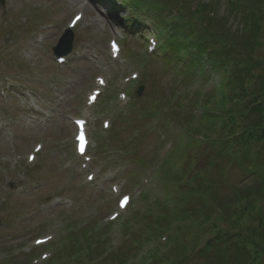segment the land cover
Listing matches in <instances>:
<instances>
[{
    "label": "rangeland",
    "instance_id": "1",
    "mask_svg": "<svg viewBox=\"0 0 264 264\" xmlns=\"http://www.w3.org/2000/svg\"><path fill=\"white\" fill-rule=\"evenodd\" d=\"M165 1L170 8V10H167L166 14L170 15L176 12L179 0ZM199 1L205 3H202L205 7L210 8V6H214L218 21H220V19H226L228 21V18H230L228 21L230 27L234 30L240 27V24L237 22L238 20H235V17H233L231 9L227 8V0ZM84 3L83 0H10L9 3L6 4L7 11L5 13L0 11V47H2L3 51V53H0V75L13 74L3 62V58L7 56L5 53L6 48L3 47L5 44L3 41H5L9 45L8 48L10 51L19 53L17 55L18 58L28 65L32 63L36 66L37 70L34 73H19L18 77L20 83L22 82L25 86H36L38 88H43L45 84L47 86L49 84L47 77L51 74L50 66L55 68L60 79L59 81L54 80L50 84L53 85V89L56 91L54 92L53 98L45 93L49 91L48 87L40 91L42 95L46 96V103L52 108L54 107L53 110L58 114L56 120L46 122L40 119L41 121L30 124L29 118L24 113L13 116L7 111V116H3L0 111V125H8L5 126L6 130L4 133L0 135V173L5 181L6 174L4 171L3 158H7L14 147L20 150L30 149V143L33 139L44 138L49 149L43 161V163H45V168L39 175L45 180V188L41 187L39 191L30 189L26 191L25 194L21 195L16 193L15 197L10 201L9 206L4 211V214H7L8 218H12L16 222L14 223L16 226L13 231L4 230V228L0 229L1 258L4 255L0 264H20L16 256L20 257V261H27V255H29V253H27L28 247L24 245L28 244V242H19V244H24L19 245L16 243L18 237L28 235V233H30L29 238L38 235L43 227L41 224L42 221L50 222L52 221L51 217L58 216L63 211H65V216L62 219H54L55 223L67 219L69 214L78 217L86 213V217H89L93 215L96 210L97 215H101L98 218L99 228L107 233L105 221L108 219L107 214L113 211L107 207L110 203L107 197L112 198V193L110 190L105 193L102 188L96 185H74L73 179L76 176L73 174V166H71L68 171L63 170V168L68 165L69 160L64 159L63 149L58 147L62 139L71 135V124L67 122L66 119L69 118L70 113L77 110L80 101L84 97L85 90L91 86L92 74L96 72L97 69H101L99 65L103 66V69L106 70H110L113 65V62L110 61L105 52V45L101 40L106 38L105 33L110 32L112 29H116L115 25H113L114 21L107 18V10L105 13H101L100 9L91 4L82 9V4ZM192 4L194 7L196 0H193ZM128 8H134L138 13L141 12V9L134 7L133 4L128 6ZM80 9L85 12V21L76 29L75 50L70 56V63L67 65H58L55 62V64L59 66L55 67V65L52 64L54 62L52 48L67 27L69 17ZM118 11L122 14H129L127 8H120ZM20 13H29L31 17H34L37 21V26L35 28L37 33L34 36L37 38L35 47L26 39L27 35L24 34L25 31L15 33L16 27L25 30L27 28V26L23 27L19 23L18 15ZM139 23L141 24H139L138 34H143V31L157 26L149 15L142 18L139 17ZM117 32H119L118 29ZM132 55H135V53L133 52ZM122 64L123 65H120L117 70L118 76L120 77L128 74L127 69L132 66L130 62L124 60ZM153 71L157 72L158 70L153 68ZM100 72L101 70L98 73ZM84 74H86L88 80L87 84L83 83ZM171 74L172 71L170 68L162 74H155L152 81L145 84V93L150 92V86L152 87V84L156 83L158 84L156 85L157 89L161 90L160 93L162 95H165L171 90H167L168 87L165 86L166 82L173 80ZM70 79L72 82L69 81ZM217 81L216 78H212L211 81L205 85V89L212 90ZM22 88L26 87L20 84L19 89ZM213 92H215V89ZM49 94H53V92L51 91ZM147 97L148 95L145 94L144 98L146 99ZM20 104L24 106V100L22 98H20ZM27 132L31 133V138L27 137ZM5 136H14L17 142H5ZM158 136L159 134L149 139H142L140 142L143 143L133 148L134 152L138 151L139 159L132 160L128 158L132 166L137 165L139 161L152 159L155 155V148L153 145H155L154 143L159 145ZM169 139H171L172 142L175 141L174 136H170ZM13 143H15L14 146L12 145ZM105 148L107 152L115 150L112 143L108 140ZM141 149L142 154L140 153ZM56 150L58 152H56ZM112 154L113 152L111 151V153L108 154L107 160L114 158ZM262 154H264V149H262ZM223 157V155H219L214 151H209L207 147L203 149L202 166L204 167L205 178L194 179L180 194V201L191 213L192 210L194 211L192 214L203 211L206 208V201L224 203V201L232 197V188L237 187L239 189H244L245 185L248 184L249 181L242 184V182L247 181L248 177L240 174V169L238 167L235 168L236 166H231L228 169L231 173L230 178L234 182H230V180L226 181L221 178L219 163L215 161ZM186 165L185 162L177 163L179 169H182V166L185 167ZM30 174H32V171ZM40 177H38V179L41 181ZM0 183L2 185L5 184L3 179L0 180ZM150 187H152V182ZM5 191H1L2 194L0 197H5ZM47 194H52L53 196L49 201H44V196ZM149 194L151 200H155L157 197L155 190L149 191ZM66 198H70L73 201L74 204L71 207L66 205ZM208 206L210 205H207V207ZM53 212L58 213L54 215L52 214ZM118 230H120V227L116 226L112 233ZM19 232L20 234H18ZM3 233H6L5 237L2 236ZM7 241L12 242L8 244ZM15 243L18 245L15 251L16 256L12 255L8 257L7 251L12 248ZM1 251H4V254H2ZM34 253L39 252L33 251V254ZM79 261L76 254L63 251L55 258L48 261L47 264H79ZM196 264L202 263L200 261Z\"/></svg>",
    "mask_w": 264,
    "mask_h": 264
},
{
    "label": "trees",
    "instance_id": "2",
    "mask_svg": "<svg viewBox=\"0 0 264 264\" xmlns=\"http://www.w3.org/2000/svg\"><path fill=\"white\" fill-rule=\"evenodd\" d=\"M260 3L263 4L262 1ZM245 6L247 7L246 4H243V5L240 4L238 6V10L241 9V10L249 12L248 14H243V18L245 20V26L248 25V23L250 22V24H251L250 27H252L254 29L257 27V30L259 31V33L264 34V28L259 24L260 22L257 20L256 13L248 10ZM206 9H205L204 15L209 18L210 17L209 13H208L209 11L207 12ZM262 10H264V9H262ZM263 16L264 15L261 13V17H263ZM223 21H225V20H223ZM260 40H261V42H263L262 38H260ZM260 220H261V218H260ZM257 232H262L263 235L260 237L259 247L253 253L254 254L253 257H249L248 253H244V251L246 250L244 244L240 248L241 252L245 254L244 259H245L246 263H244V264H264V226L262 228H259ZM254 233H256V232L254 231ZM206 250H207L208 254H210L213 252H217L218 249H215L212 245L208 244ZM209 256H211V255H209ZM211 258H212V256L209 257V259H211ZM241 261H242V258H240L238 255H236L235 251H233L231 249H226V250L220 251L218 261L215 262V264H242Z\"/></svg>",
    "mask_w": 264,
    "mask_h": 264
},
{
    "label": "snow or ice",
    "instance_id": "3",
    "mask_svg": "<svg viewBox=\"0 0 264 264\" xmlns=\"http://www.w3.org/2000/svg\"><path fill=\"white\" fill-rule=\"evenodd\" d=\"M76 19H79V17H77ZM78 139L83 140V136L78 137ZM81 151L83 152V145H81ZM128 200L129 197H124V200L121 202V206H125Z\"/></svg>",
    "mask_w": 264,
    "mask_h": 264
}]
</instances>
